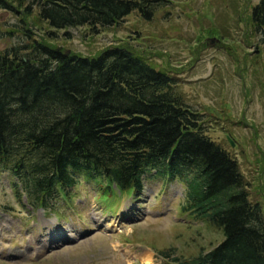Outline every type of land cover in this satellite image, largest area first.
Wrapping results in <instances>:
<instances>
[{
	"label": "trees",
	"instance_id": "obj_1",
	"mask_svg": "<svg viewBox=\"0 0 264 264\" xmlns=\"http://www.w3.org/2000/svg\"><path fill=\"white\" fill-rule=\"evenodd\" d=\"M23 1L26 13L36 6L50 28L85 25L95 33L132 11L150 20L163 0ZM0 7L11 8L4 0ZM250 17L264 53V0ZM198 115L173 77L125 46L82 56L31 38L0 54V166L32 208L67 198L78 173L133 195L151 173L182 182L183 211L223 234L187 264H264L261 204L249 198L237 160L204 133Z\"/></svg>",
	"mask_w": 264,
	"mask_h": 264
},
{
	"label": "rangeland",
	"instance_id": "obj_2",
	"mask_svg": "<svg viewBox=\"0 0 264 264\" xmlns=\"http://www.w3.org/2000/svg\"><path fill=\"white\" fill-rule=\"evenodd\" d=\"M4 1L11 8L0 7V54L31 38L82 56L120 45L173 77L204 133L237 160L264 216V53L250 17L259 0H163L150 20L132 11L95 33L85 25L50 28L36 6L27 14V1ZM78 179L67 198L39 210L17 196V179L0 166V264H187L223 239L183 211L178 180L148 173L140 193L125 195L82 173Z\"/></svg>",
	"mask_w": 264,
	"mask_h": 264
},
{
	"label": "bare ground",
	"instance_id": "obj_3",
	"mask_svg": "<svg viewBox=\"0 0 264 264\" xmlns=\"http://www.w3.org/2000/svg\"><path fill=\"white\" fill-rule=\"evenodd\" d=\"M146 261L149 262L150 259H151V255L147 254L146 257H145Z\"/></svg>",
	"mask_w": 264,
	"mask_h": 264
}]
</instances>
